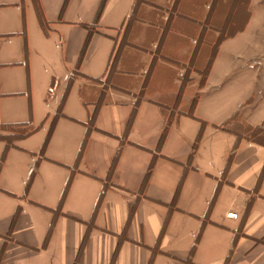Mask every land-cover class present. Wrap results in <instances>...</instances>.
I'll return each mask as SVG.
<instances>
[{"label":"crops","instance_id":"1","mask_svg":"<svg viewBox=\"0 0 264 264\" xmlns=\"http://www.w3.org/2000/svg\"><path fill=\"white\" fill-rule=\"evenodd\" d=\"M1 105L0 264H264V0H0Z\"/></svg>","mask_w":264,"mask_h":264},{"label":"trees","instance_id":"2","mask_svg":"<svg viewBox=\"0 0 264 264\" xmlns=\"http://www.w3.org/2000/svg\"><path fill=\"white\" fill-rule=\"evenodd\" d=\"M36 12H37V16H38V20H39L40 24L42 25V27H45L47 23H46V21L44 20L43 15H42V12H41L39 6L37 5V3H36ZM58 116H59V115H58ZM58 116H56V119H57ZM94 119H95V112H93V113L90 115L88 121H87L86 123H84V125H85V127H86V134H85V137H84V139H83V143H82V146H81V148H80V151H79V153H78L77 162H78L79 159H80V156H81V154H82V150H83V147H84V145H85V143H86L87 137H88L90 131L93 129ZM54 124H55V119L53 120L52 125H51V127H50V129H49V131H48L47 137H46V139H45V141H44V143H43V146H42V149H41V154H43L44 148H45V146H46V144H47V142H48V139H49V137H50V135H51V133H52V130H53V128H54ZM21 126H26V127H27L28 125H27V124H24V125H11V126H8V127L11 128V127H21ZM166 132H167V128L165 127V128L163 129V133H162V140L164 139V137H165V135H166ZM27 134H28V133H27ZM27 134L25 133L24 135H20V136H18V137H23V136H26ZM8 149H9V144H6L5 151H7ZM151 168H152V165L150 166V168H149V170H148V173L151 171ZM33 175H34V172L31 173V178H32ZM31 178H30V179H31ZM29 183H30V180H29V182L27 183V187L29 186ZM68 186H69V184L67 185L65 191L63 192L62 197H61L60 202H59V205H58V208H57L55 211L61 209V206H62V203H63V198H64V196H65V194H66V191H67ZM104 189H105V183H104Z\"/></svg>","mask_w":264,"mask_h":264},{"label":"rangeland","instance_id":"3","mask_svg":"<svg viewBox=\"0 0 264 264\" xmlns=\"http://www.w3.org/2000/svg\"><path fill=\"white\" fill-rule=\"evenodd\" d=\"M35 104L37 105V102ZM6 109L7 108H6L5 105H1L0 110H1L2 114H5ZM1 142H3L4 145ZM3 146L5 147V141L0 140V166L5 164V166L3 168V171H2V174H1V177H0V188H2V186H12V185H13V188H14L16 186V183H17V182L14 181V171L16 169L15 167L18 166V163L20 162L19 160H17L19 154H17V152H13V151L10 150L11 152L9 151L7 153L8 155L6 154L5 158H3V154H2V151L4 149ZM6 195H8V194H6Z\"/></svg>","mask_w":264,"mask_h":264},{"label":"built area","instance_id":"4","mask_svg":"<svg viewBox=\"0 0 264 264\" xmlns=\"http://www.w3.org/2000/svg\"><path fill=\"white\" fill-rule=\"evenodd\" d=\"M226 217L231 218V219H236L237 218V215H236V213H228L226 215Z\"/></svg>","mask_w":264,"mask_h":264}]
</instances>
